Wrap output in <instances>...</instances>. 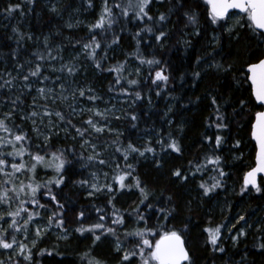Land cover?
<instances>
[{
  "label": "trees",
  "instance_id": "1",
  "mask_svg": "<svg viewBox=\"0 0 264 264\" xmlns=\"http://www.w3.org/2000/svg\"><path fill=\"white\" fill-rule=\"evenodd\" d=\"M16 5L19 7L9 14V7ZM104 8L105 0H58L57 4L53 0H0V84L12 81L0 88V105L14 115L1 119L5 114L0 112V120L11 132L0 129V158L7 161L0 166V204L6 211L0 219V238L17 245L20 232L31 234V223L44 222L49 227L37 244L15 256L9 254L11 248L0 247V264H89L93 260L142 264L139 255L131 262L122 261V256L139 239L128 234L145 228L157 233L148 236L150 240L159 239L165 231H177L192 264H264V179L257 182L259 192L245 186L255 159L251 126L255 114L262 111L251 95L246 69L264 56V37L240 26L245 23L244 14H238L234 28H229L227 20L237 13L213 24L206 0H150L145 8L148 15L143 18L136 16L138 9L129 7V0H107L113 23L93 28ZM161 15L165 20L159 19ZM189 16H195L196 22H190ZM161 32L165 35L157 40ZM93 37L100 44L94 49L95 57L90 55L93 49L83 47ZM71 54L79 57L72 70L82 72L85 65L93 74L82 79L73 76V71L66 72L68 77L60 78L61 90L85 86V96L77 95L91 103L94 111L121 101V117L112 121L115 133H94L86 121L98 119L94 115L73 117L65 100L55 102L39 94L38 101H32L27 92L12 86L17 81L29 84L31 90L49 89L54 83L43 79L51 76L48 65ZM148 60L160 63L148 64ZM37 64L41 76L24 81L23 76ZM118 67L120 71H109ZM161 70L168 80L153 83ZM131 80L137 84H129ZM87 82L94 85L91 92ZM89 96L98 98L90 100ZM45 109L63 114V121L53 117L69 134L38 146L29 125L39 115L32 117L31 113L41 114ZM16 134L26 138L16 142ZM86 139L91 151L82 146ZM173 142L180 152L168 146ZM129 144L144 155L128 152ZM148 147L154 151H145ZM21 148L22 157L7 155ZM29 153L43 155L47 164L31 171L35 161ZM53 154L64 160L60 172L55 170L59 160ZM215 157L220 158L219 164L209 163ZM11 163H23L25 168L14 172ZM176 171L181 176H175ZM120 176L125 177L124 187ZM101 183L97 196L88 199L93 185ZM201 184L212 191L205 195ZM227 205H231L228 211ZM18 210L19 215H9ZM235 215L243 219L234 231L243 223L244 235L231 246L222 236ZM120 219L123 223H114ZM13 220L17 223L10 227ZM98 223L104 228L89 231ZM108 228L114 229V235L107 233ZM217 228L213 245L206 230ZM55 233L66 238L57 239ZM96 235L101 240L94 243ZM117 246L124 250L116 251Z\"/></svg>",
  "mask_w": 264,
  "mask_h": 264
},
{
  "label": "snow or ice",
  "instance_id": "2",
  "mask_svg": "<svg viewBox=\"0 0 264 264\" xmlns=\"http://www.w3.org/2000/svg\"><path fill=\"white\" fill-rule=\"evenodd\" d=\"M29 2H32V0H29ZM150 3V0H136L135 4H132L131 0H129V7H133L138 9L136 11V16L143 18L144 16H147V12L145 11V8ZM206 3H208L211 6V22L213 24L218 23L221 20H224L225 17L228 15L230 9H238L240 13L244 14V20L245 23L241 24L240 26H247L250 29L253 30V32L260 36L264 37V0H206ZM19 5H16L15 7H9L7 10L9 14H11L15 8H18ZM119 7V5H117ZM107 14V18L106 15ZM127 11H124V15L127 16ZM151 19V17H148ZM161 21L165 20V16L161 15L159 17ZM189 20L192 23L196 22L195 16H189ZM108 24L110 27L113 23V20L111 19V10L107 8V0H105V8L104 12L99 17L98 21L92 26L93 28H103L105 24ZM239 23V22H238ZM258 30V31H257ZM147 31L151 32V29H147ZM231 32V29H229ZM138 35V34H137ZM165 34L163 32L160 33L159 36L156 37L157 40H160L162 36ZM117 41H114V43ZM94 46V47H93ZM85 49H93V51L90 53L93 57H95V48H100V44L95 40V37H93L92 43L85 44L83 46ZM40 59H43V56L40 57ZM148 64H158L159 61L155 60H148L146 61ZM96 67L99 69L101 68V65L99 63L96 64ZM122 67V66H121ZM219 67V66H218ZM120 71V67L116 69H109V71ZM52 71H56L55 68L52 69ZM69 74L72 73V68H68ZM247 72L251 75L248 77L251 81L253 94L255 95V98L260 103L264 104V59L259 60L258 63H253L248 66ZM195 75L198 77L199 73H195ZM41 76V65L37 64L34 69H30L28 74L23 76L24 81H28L30 77H40ZM44 80H47L48 77H43ZM168 77L163 74V70L157 71L155 73V80H153V83H156V81H167ZM11 80H5L3 84H0V88H3L5 85H11ZM129 84L136 85V80L129 81ZM25 87L31 90V86L29 84H25ZM61 88H63V85H61ZM52 89H46V88H38L37 92L44 98H47L48 95L52 92ZM89 92H91V89H88ZM80 96H85L84 90H79ZM135 96L137 99L140 98V93L136 92ZM98 97L89 96L88 99L94 100ZM66 99V97H65ZM212 103L215 104L216 100L213 98ZM243 103V102H242ZM88 111L93 112L94 116H99L101 118L104 117V113L100 111H93L92 109H89ZM39 113L33 111L31 113L32 117L38 116ZM44 115L51 117L55 115L57 118H59L61 121L64 120V116L61 112H51L45 109ZM10 118V117H9ZM118 118V117H117ZM133 120L136 119L135 116L132 117ZM218 119H220L218 117ZM33 123H35V120H33ZM86 123L97 133H102L105 128L102 126H98L96 122H94L93 119H88ZM223 125H218V127H222ZM0 129H2L4 132H8L11 134L10 129L7 127L4 120H0ZM77 132H79L80 135H83V132L80 131V129H77ZM253 138L257 141L259 145V153L257 157V167L252 169V171L248 172L245 176V186L251 184L254 188H256V191L259 192L261 189L256 184V175L257 173L264 172V112H260L257 114L256 117V123L253 126ZM26 137L23 134H16L14 135V140L16 142H21ZM47 139V138H46ZM221 142V138L218 136L216 137V144L219 146ZM9 144H12V141H8ZM173 151L180 152L179 146L173 142L168 145ZM238 146V143H237ZM15 147V145H13ZM117 151H120V149H117ZM127 151L131 153L138 152L139 155L143 156L144 151H140L138 148H136L134 145L129 144L127 146ZM147 152L154 151L151 147H148L145 149ZM24 154V149L21 148L15 153L9 152L7 153L8 156H20L22 157ZM29 155H32L29 153ZM54 160H59V163L56 164L55 170L57 172H60L64 167V160H62L59 156H56L53 154ZM89 159H92V157H89ZM125 161L128 159V155H124ZM32 160L35 161V163L31 164V171H35L36 167L41 164H47V161L45 160V157L40 154L32 155ZM219 157H215V159H210L209 163H215L219 164ZM7 163V161L3 158H0V166H3ZM99 163L104 164V160H100ZM119 167V165H117ZM128 167H131V165H128ZM11 168L14 170V172H21L25 168V164L23 163H11ZM0 171H3V168L0 167ZM175 176H181V173L179 171H176L174 173ZM220 175H224V173L221 171ZM124 176L118 177L121 187H124L123 180ZM62 182V179L57 181L56 183L59 184ZM214 185L213 187H215ZM31 187V185H29ZM95 187V185H93ZM137 187H139V182H137ZM201 188L204 189V194L208 195L210 191H212V188L205 187L204 184L200 185ZM99 190V189H97ZM38 191V186L32 188V192L36 193ZM142 193L143 190L141 189ZM7 196V193H4V197ZM2 199V197H0ZM53 200H55V197H52ZM9 215H19V210L15 213H9ZM81 216H83V213H81ZM0 219H3V217H0ZM29 219H31V216H29ZM103 219V217H101ZM141 220H143V217H140ZM243 219V217H241ZM17 222L15 220L12 221V224L10 227L15 226ZM27 223V221H25ZM114 223H123V220L120 219L118 221H114ZM103 224H96L93 226V229H89V231H93L95 229H103ZM107 233L114 235V229L108 228ZM206 231H209L210 234V242L213 245H216L217 239H218V233L219 228L215 229V231L207 229ZM39 234V231L37 232ZM103 234V233H102ZM128 235L136 236L139 239L136 241L135 248L129 251H126L123 253L122 261L124 262H131L132 258L139 255L141 258L142 264H192L189 253L184 247V241L181 237V235L177 231H165L162 235H159V239L150 240L147 237L148 236H156L157 233L153 232L151 229L145 228L144 230H137L133 233H129ZM101 240V235H96L94 239V243ZM15 242V237H13V243ZM13 244L7 242L5 239L0 238V247L4 249H10L12 248ZM23 247V246H21ZM262 248H264V245H261ZM138 249V252L137 250ZM145 249H148L149 251L147 254H145ZM116 251H121L120 247L117 246ZM220 251H223L221 248ZM87 253L85 256L87 257ZM89 264H100L99 261H90Z\"/></svg>",
  "mask_w": 264,
  "mask_h": 264
},
{
  "label": "rangeland",
  "instance_id": "3",
  "mask_svg": "<svg viewBox=\"0 0 264 264\" xmlns=\"http://www.w3.org/2000/svg\"><path fill=\"white\" fill-rule=\"evenodd\" d=\"M21 2V0H18V2ZM54 4H57L58 0H53ZM80 21L79 24H81L82 20H78ZM228 26L229 28H234L237 26L238 22H239V15L238 14H234L232 16L228 17ZM83 51L79 52L78 55L79 57L82 56ZM77 54H71V56L65 57L60 63L57 62H52L51 64L48 65V71L50 72L51 76L48 78L51 82V85L49 87V89H52L53 91L48 95V98L50 97L51 99H53L55 102H59L61 100H65L68 102V106L70 108V113L73 115V117L76 118H81L85 115H93V112L88 111L89 109H93V106L91 105V103L85 101H81L79 100L78 97V93L79 90H84V87H79L77 85L73 86L72 88L69 89L68 92L62 91L61 90V79H66L68 77V75L66 74L67 71H65L66 69H68L69 67H71L76 61H78L79 57ZM83 67L85 69H83V71L76 73V69L72 70L74 75L77 77H81L82 79L84 78V76L86 74H93L91 69L88 70V68L83 65ZM55 68L56 71H52V69ZM26 84V83H25ZM25 84L14 81L12 86H15L17 89H21L25 92H27L28 97L32 100L36 102L39 99V93L35 90H30L28 88L25 87ZM87 88L88 89H92L94 88V85H91L90 82H87ZM61 90V91H60ZM66 97V99H65ZM35 99V100H34ZM121 102V101H120ZM120 102H115L113 103L114 105H111L109 108H106L104 106H100L98 107L95 111H100L102 113H104V117L105 118H101L99 116H95L98 121H96V123L98 124V126H102L105 128L104 132L108 131H112L113 133L116 132L117 128H113L112 125L113 124V120H117L121 117V105ZM0 112L4 113L5 116H3L1 119L6 118V117H11L13 118L14 115L11 113V110L8 107H2L0 105ZM1 115V113H0ZM1 117V116H0ZM118 117V118H117ZM108 119V120H107ZM29 127L31 128V131L34 133V139L36 140L37 145L39 146L40 144L42 145H47L51 139H55L57 141L63 140V137L68 136L69 134V130L66 126H64L63 124L59 123L57 121V119L53 116L48 117L45 116L44 113L39 114L38 118L35 120V123H30ZM112 127V128H111ZM41 129V130H40ZM92 129V128H91ZM92 131L94 133L95 132L93 129ZM47 138V139H46ZM87 141L84 142L82 144L83 148L86 150L91 151L92 148H90L89 146V141L88 139H86ZM2 143L1 141V137H0V144ZM21 176L18 177V181H21ZM103 186V183L97 185L94 187V190L92 192H90L87 195V198H95L97 195V193L100 191V188ZM99 189V190H97ZM231 205H227L226 206V210L228 211ZM221 209L223 207H220ZM226 211V212H227ZM5 207L3 206V204H0V217L5 214ZM220 214H224V213H220ZM241 216L239 215H235L232 219H231V224L229 222V225L225 228V234L222 236L224 241H228L230 243L231 246L235 245L237 243V237H242L243 238V231H244V224L240 223V227L238 228V230L234 231V226L236 224H238L240 222V218ZM39 231V234H37V232ZM30 233L31 234H27L25 232H20V241L19 244L17 245H13V247L11 248V252L9 254H11V256H15L17 254H19L20 252L26 251L27 247H32V245L37 244L45 234L49 233V227L43 222H39V223H31L30 226ZM55 236L57 239L63 240L66 237H64L63 235H58L55 233ZM23 246V247H21ZM121 251H123L124 247L119 246ZM123 249V250H122ZM145 251H149L148 249H145ZM8 254V255H9Z\"/></svg>",
  "mask_w": 264,
  "mask_h": 264
},
{
  "label": "water",
  "instance_id": "4",
  "mask_svg": "<svg viewBox=\"0 0 264 264\" xmlns=\"http://www.w3.org/2000/svg\"><path fill=\"white\" fill-rule=\"evenodd\" d=\"M209 8H210V10H211V6H210V5H209ZM234 13L242 14V13L239 12L238 9H230V10H229V13H228L227 16L232 15V14H234ZM227 16H226V17H227ZM257 31H258V30H257ZM263 48H264V47H263ZM262 59H264V56L262 57ZM260 60H261V59H260ZM247 69H248V68H247ZM247 69H246V72H247ZM250 75H251V74L248 73V77H249ZM248 84H250V86H251V95L253 96V99H254V101H255V104H256L257 106H259V107H262V111H260V112H264V104H262V103H260L259 101L256 100L255 95L253 94V90H252V85H251V81H250V79H248ZM260 112H258V113H260ZM258 113L255 114V116H254V121H253L252 126H251V139H252V142L254 143V146H255L254 167H253L252 169L256 168V167H257V163H258V161H257V157H258V153H259V145H258L257 141L253 138V135H252V133H253V126H254L255 123H256V117H257V114H258ZM251 171H252V170H251ZM259 178H263V179H264V172L257 173V175H256V184H257V181H258ZM250 185H251V184H250ZM251 186H252V185H251ZM183 241H184V240H183ZM184 247H185V249L187 250V248H186V246H185V243H184ZM187 251H188V250H187ZM188 253H189V251H188ZM189 256H190V254H189Z\"/></svg>",
  "mask_w": 264,
  "mask_h": 264
},
{
  "label": "flooded vegetation",
  "instance_id": "5",
  "mask_svg": "<svg viewBox=\"0 0 264 264\" xmlns=\"http://www.w3.org/2000/svg\"><path fill=\"white\" fill-rule=\"evenodd\" d=\"M262 59V58H261Z\"/></svg>",
  "mask_w": 264,
  "mask_h": 264
}]
</instances>
